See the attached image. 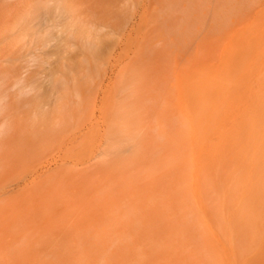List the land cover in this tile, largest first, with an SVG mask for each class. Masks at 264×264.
Wrapping results in <instances>:
<instances>
[{"label":"rangeland","instance_id":"rangeland-1","mask_svg":"<svg viewBox=\"0 0 264 264\" xmlns=\"http://www.w3.org/2000/svg\"><path fill=\"white\" fill-rule=\"evenodd\" d=\"M238 33L254 40L236 65L264 78V0H0V264H224L208 226L224 225L221 196L209 218L190 200L183 121L161 109L175 106L181 77L193 103L198 79L224 77L219 56ZM78 128L89 135L72 155ZM51 163L61 172L24 187ZM91 193L109 212L97 214L111 221L103 234L72 206L87 195L93 208Z\"/></svg>","mask_w":264,"mask_h":264},{"label":"bare ground","instance_id":"bare-ground-1","mask_svg":"<svg viewBox=\"0 0 264 264\" xmlns=\"http://www.w3.org/2000/svg\"><path fill=\"white\" fill-rule=\"evenodd\" d=\"M245 35H247V34H240V33L232 34L229 38L230 41H229V45L227 46L228 49L226 50V53L223 54L222 56H219L220 57L219 62L221 64H219L218 67L220 68L221 66H223L227 71L225 73L224 77L219 78L217 75L211 74V75H208V77L205 80L198 79V84L200 87L197 91V102L193 103V100H192L193 96H191L192 94L187 89V84L185 83L184 79L181 77L182 79L180 78L179 81H177L178 83L176 82L178 89L174 93H176V94L178 93L177 94L178 96L175 95L177 97L176 101L173 100V101H175V106L173 107L171 105L172 106L171 109L173 108V110L169 109L168 107L167 108L169 110H166V111H164V109H161L163 112H165L164 116L169 115V117L167 116L168 119L171 120L173 117H175V118H181L180 121L181 122L183 121V123H182L183 126H182V128L180 126L181 131H179L181 133L175 134V135H179V136H177V138L179 139V142L182 146V149H181L182 152L181 153L184 152V154L186 156H188V158H186L187 159L186 164H187L188 170L184 169V168H183V170H185V171L187 170L188 171L187 174L189 173L188 178H190V180L188 179L189 183L187 182V184H186V186H187L186 192L190 193L189 194V196L191 198L190 200L191 201L193 200V203L197 202V201L198 202L200 201L199 203L202 202L200 205L203 206V209L201 208L204 212L203 214L207 213L206 216L209 214V216H207L209 218L212 216V214H211L212 211L214 210V212H215V209H211V210L208 209L207 210L205 208L206 207L209 208V206L212 207L214 202H215L214 199H217L216 198V197H218L217 195L213 196L214 192H215V194L218 193V195L221 196V197H219L220 199L218 200L219 201L218 203H220L224 207V209L221 212L222 215H221L220 219H222L221 221H223V224H224V225H222V227L225 226V233H223L224 227H223V230H221L222 229L221 225H219L221 228V229H219V226L216 224V222H220V221H216L215 223H213V225H211L213 221L211 223H210V221H208L209 222L208 226L210 228H211V226L214 227L211 230L216 229V230H214V233L216 231L215 234L217 235V237L214 236L215 234L211 233L213 231H210L209 233H211L214 236V239H213V236H210V239L208 238L210 240V242L212 239V241H213L212 244L209 243V240L206 242H204V240H203V242H204V244H206L208 242L207 243V245L209 244L208 248H209L210 244L213 245V243L216 247H218V248H216L214 246V249H217V250L219 249L218 251L221 252V255L224 258V264H239L240 262H242V264L243 263L244 264H264V211H263L264 208H262L263 206L261 205L264 203V201H262V200H264V196H263L264 193L262 192L261 193L262 195H260V192L264 191V176H262L261 179H258L259 176L262 173H264V96H262L263 94H261V92L264 93V78H262V76H260L259 72L258 73L256 72V71H258V70H256V69H258V66H257L258 64L254 65L253 67L251 66L252 72L249 73L248 75L244 71L243 68L238 67L236 65L237 63L242 62V57L240 55V52L238 51V47L240 46V43L242 41H244L245 38L250 40V41L254 40V38L252 39V38L246 37ZM210 52L211 53H209V55L210 54L212 56L215 55L214 49L211 50ZM261 69L264 71V65H263V68H261ZM112 72L113 71H111V74H112ZM222 82H223V84H221ZM225 86L227 87L228 90H225V88H224ZM174 88L176 89V87H174ZM175 89H174V91H175ZM169 92L171 93V91H169ZM169 94H168V96H169ZM165 100H163V102ZM173 105H174V103H173ZM165 109H166V107H165ZM253 115L255 116L256 120L258 121L255 125H254V121L251 120V116H252V119H254ZM175 118H173V119H175ZM178 121L179 120H177V122ZM168 125H169V123H168ZM180 125H181V123H180ZM170 127H172V126H170ZM254 129L257 131L256 137L253 136V134H252ZM176 131L178 132L177 127H176ZM88 135H89V133L86 131V129L84 130V128H78L76 136H74V138L70 139V141H71L70 145L71 146L69 149H70L71 153H72V151L77 150V148H80V147L76 146V144L78 143V139L88 138ZM26 139H22V140L26 141ZM28 139H27V141H28ZM22 140H21V142H23ZM25 141H24V143H27V141L26 142ZM30 143H31V141H30ZM62 145H64V142ZM133 149L135 150V148H133ZM178 149L180 150V148H178ZM30 151L31 150H28V153H30ZM78 153H79V151H78ZM72 155H73V153H72ZM178 155H179V152H178ZM182 156H181V158H182ZM55 160H53V161L56 163L57 160L56 161ZM184 160L185 159H183V161ZM183 161H182V163L178 161L179 162L178 164H181V166H183L184 165ZM54 162H53V164H54ZM94 164H96V163H94ZM51 165H52V163L49 164V166L46 167L45 169L43 168V166H41V168H43V169L40 168V170H37L36 172H33V171L30 172L29 171L30 172L29 173L30 179L28 181L24 182V187H28V189H30L29 186L34 185V187L31 186L32 187L31 189H34L36 186L35 184H37L39 182V184L41 185V182L46 177L48 178L50 174H51V176H53L52 173H54V175H57L56 173L59 172V171H57V172L55 171V170H57V166H56V168L54 167L55 168L54 169ZM56 165H58V164L56 163ZM63 165L64 164L61 165L62 169L64 167ZM87 166L88 167L85 166V168H82L81 170H77V171L82 172V173H84V172L88 173L90 170H92L91 168H92L93 164L87 165ZM61 167L60 168L58 167V168L61 169ZM96 167H98V166H96ZM172 167L174 168V166H172ZM185 168H186V165H185ZM36 169H39V168H36ZM95 169H98V168H95ZM65 170H67V169H65ZM201 172L204 175L201 176L200 175ZM178 173H179V171H178ZM184 173H186V172H184ZM181 175L183 176V173L180 174V176ZM257 175H259V176H257ZM182 176H181V178L184 179V176L183 177ZM233 176L234 177L236 176L234 182H233V180H234ZM256 177H258V178H256ZM186 178H187V175H186ZM40 185H39V187H40ZM258 185H260V186L258 187ZM3 186H5V185L3 184ZM231 188L233 191H231ZM257 188H260L261 191H259V189H257ZM35 189H37V190L39 189L38 184H37ZM181 189H180V191H182ZM235 189H236V192H234ZM80 192H82V191H80ZM253 193L255 195H253ZM257 193L259 195H256ZM75 194H76V192H75ZM95 196L97 197V194L93 195V197H92L93 202H94V200L98 201L100 199L98 197H97L98 199H94ZM257 196H258V198H263V199L260 200L257 198ZM1 197H2V195H1ZM17 197H19V195ZM17 197H16V199H17ZM70 197L71 196H69V198ZM86 197H87V195H85V197H83V199L81 197V200L85 203L86 207L82 203H80L79 205H78V203H76V204L72 203L73 204L72 206L75 207V209H78L77 210L78 212L81 210V212L76 213V215H78V214L80 215V216L78 215V217L81 218L80 219L81 221L79 220L80 222H82V221L88 222L89 221V224L86 223L87 224L86 227H87L91 223H95L96 220L98 221L100 219L98 217V215L100 217H101V215L105 216L103 214L106 211L105 210L103 211L102 205H104L105 203L104 204L100 203L101 199L99 200L100 202L98 201L100 204H98L97 202L90 203V205L91 204H92V206L94 205L93 208H91L90 206H88L89 205V203L87 202L88 197L87 198ZM92 198H90V199H92ZM85 199H86V202H85ZM205 199H206V201H205ZM257 199H258V201L260 200V202H262V203L260 204L257 201ZM15 200L12 199L13 203H16ZM74 200H76V199H74ZM135 201H137V199ZM212 201H214V202H212ZM17 202H20V200ZM50 202H52V201H50ZM205 203H206V206L204 205ZM211 203H212V206L210 205ZM241 203L242 204L244 203V204L242 205ZM247 203L249 205H247ZM107 204H106V208H107ZM194 204H196V203H194ZM197 204H196V206H197ZM108 205L110 206V203ZM19 206H20V204H19ZM72 206H70V207H72ZM95 206H98L99 208L98 207L96 208ZM223 207H221V209ZM91 209H93V212H91ZM97 209H98V211H97ZM247 209H249L250 212ZM1 210H3L1 212L6 211L4 207ZM23 210H22V212H23ZM61 210H59V211H61ZM209 210H210V212H209ZM24 211H26V210H24ZM95 212H97V213L94 214ZM218 212H215L214 214L216 215V213H217V215H218L219 214ZM91 213H93L91 215V217L97 216L96 219L92 218L95 220V222L92 221V219L90 220V218H91L90 214ZM106 213H109V212H106ZM198 213H199L198 215L200 216L201 213L200 212H198ZM2 214H4V213H2ZM24 214H22V215H24ZM88 214H89V216H88ZM193 214H195V212ZM214 214H213V216H214ZM185 215L188 216V214H185ZM106 216H107V214H106ZM108 216H109V214H108ZM219 216H220V214H219ZM219 216L217 217V219L219 218ZM0 218H1V215H0ZM34 218H36V217H34ZM38 218H39V216H38ZM76 218H75V220L79 219V218L78 219H76ZM84 218H86V220ZM103 219H104V217H103ZM3 220H4L3 221L4 225H6L5 224L6 219H3ZM11 220H13V219H11ZM41 220H43V219H41ZM101 220H102V218H101ZM108 220H106V219L103 220L104 221L103 223H102V221L100 223V220H99L98 222H96L97 223V224H95L96 226L92 225V224L90 226H95L96 229H98L103 234V232L105 230L104 229L101 230L102 227L100 228V226L102 224H103L102 226H105L104 224H106V225L108 224V226H109L111 221L109 220L110 223L105 222ZM8 221H10V219ZM35 222L37 223V221H35ZM46 223H48V222H46ZM114 223H115V221H114ZM84 224L85 223H82L81 226L82 225L85 226ZM4 225H3V227H4ZM98 225H99V228H97ZM214 225H216V226H214ZM56 226H54L53 228H55ZM83 226H82V228H85ZM1 227H2V225H1ZM203 227H204V225H203ZM217 227L220 231H218ZM4 228H6V227H4ZM33 228H35V227H33ZM92 228L94 229V227H92ZM106 228H107V226H106ZM116 229H117V227H116ZM207 229H208V227H207ZM209 229H208V231H209ZM63 230H65V229H63ZM88 230H90V229H88ZM113 230H115V227L113 228ZM38 231H39V228H38ZM43 231H45V230H43ZM217 231H218V233H220L222 231L221 235L226 234L227 236L222 237L220 235V237L223 239V240H221L219 237V234H217ZM2 235H4V234H2ZM208 237H209V235H208ZM227 237L229 240L225 239ZM7 240H5V241H7ZM224 240H227V242ZM224 243L226 245H228V243H229V246L226 247L224 245ZM210 247H212V246H210ZM23 257H26V255Z\"/></svg>","mask_w":264,"mask_h":264}]
</instances>
